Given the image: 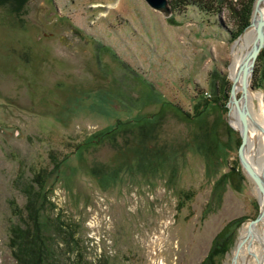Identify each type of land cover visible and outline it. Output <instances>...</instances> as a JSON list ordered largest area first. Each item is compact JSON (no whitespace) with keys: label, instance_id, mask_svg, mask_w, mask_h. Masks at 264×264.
I'll return each instance as SVG.
<instances>
[{"label":"rangeland","instance_id":"obj_1","mask_svg":"<svg viewBox=\"0 0 264 264\" xmlns=\"http://www.w3.org/2000/svg\"><path fill=\"white\" fill-rule=\"evenodd\" d=\"M248 2L0 0V264L39 173L57 264H233L262 207L229 109Z\"/></svg>","mask_w":264,"mask_h":264},{"label":"trees","instance_id":"obj_2","mask_svg":"<svg viewBox=\"0 0 264 264\" xmlns=\"http://www.w3.org/2000/svg\"><path fill=\"white\" fill-rule=\"evenodd\" d=\"M16 1V0H14ZM174 6L177 5L176 2L178 0H171ZM170 1V2H171ZM215 3H218L220 0H212ZM254 0H249L248 3L242 4L243 6V16L244 19L242 25L239 26L238 33L235 35L236 37L242 32V30L248 26L250 22V17L252 13V3ZM198 4L203 6L204 3L208 2V0H200ZM211 2V0H209ZM26 3V0H20V6H23ZM208 4V3H206ZM175 7V6H174ZM219 7V6H217ZM239 15H241L239 13ZM264 54V53H263ZM264 59V55H262ZM202 112H199L201 114ZM195 119V116L193 117ZM157 121H152L149 124V120H146L143 124L138 125V134H134L133 129L127 128L126 130L132 131L133 136L142 135L145 132H149L148 135L155 129ZM159 125V124H158ZM121 128V125H120ZM140 144V141L138 142ZM202 147V145L200 146ZM220 160V158H219ZM221 161V160H220ZM148 162V163H147ZM147 164L150 165V159H147ZM164 162L162 161L160 164L164 166ZM61 166L57 165L55 171H59ZM164 168V167H163ZM234 170L236 168L233 167ZM232 171L230 173H225L215 184V192L221 190L219 195L223 192L225 183L229 180L234 182V178L232 177ZM231 177V178H230ZM35 184L38 187L37 192H32V196H30L26 206L24 209H14V214L17 215L19 221L14 223L11 226V234H10V246L13 249V255L16 260L20 264H57L58 257L56 252L54 251V246L51 241L54 240V237L50 234H46L49 225L50 218L48 222L45 218V213L48 210L49 201L47 191V181L46 177L42 174H38L34 176ZM28 192V191H27ZM217 194V193H216ZM221 197V196H219ZM26 212V215H24ZM26 216V217H24ZM228 230V229H226ZM227 248H219L216 250H212L213 252L208 256V259L203 264H216L215 258L218 255H222ZM80 264H87L86 262Z\"/></svg>","mask_w":264,"mask_h":264},{"label":"bare ground","instance_id":"obj_3","mask_svg":"<svg viewBox=\"0 0 264 264\" xmlns=\"http://www.w3.org/2000/svg\"><path fill=\"white\" fill-rule=\"evenodd\" d=\"M258 18L264 19V0L260 3ZM244 34L245 35L236 43V48L234 49L237 56L239 52L240 54L242 53L238 58L240 61H238V67L245 58V53H243L244 48H248L255 38V31L253 28H249ZM238 67L233 78L237 75ZM242 83L241 77L237 79L235 83V94L238 100H240V107L244 109L247 105L250 111V116L248 118V143L246 144L245 153L248 161L254 166L256 171L264 175V110L262 105V94L249 89L248 100L247 103H245L243 96H240L243 90ZM255 99H257L258 102H256ZM232 110L234 117L237 118L238 112L236 111L235 105H231V111ZM237 123V128L241 130L242 123L240 118ZM234 124L236 125V123ZM239 243L240 248L238 247L236 264H264V215L257 223L252 225L251 228H249L248 224L244 225L241 230Z\"/></svg>","mask_w":264,"mask_h":264},{"label":"water","instance_id":"obj_4","mask_svg":"<svg viewBox=\"0 0 264 264\" xmlns=\"http://www.w3.org/2000/svg\"><path fill=\"white\" fill-rule=\"evenodd\" d=\"M152 8L162 12L165 16H170L173 13V8L170 0H145ZM262 0H255L253 12L251 16L250 24L242 31L238 36L236 42H238L248 28H253L255 31V38L253 43L248 46L247 51L245 52L244 60L240 63L237 71V75L233 78V86L231 89V98L229 102V109L231 111V105H235L236 111L242 123V129L240 130L241 134V143L238 148V155L240 162L242 164L245 173L253 180L257 187L258 195L260 197V203L262 204L261 211L256 218H253L249 223V228L252 225L257 223L264 215V175L258 173L254 166L248 161L245 153L246 144L248 143V127H249V116L250 111L246 105L244 109L240 107L238 98L235 94V83L237 79L241 77L243 90L240 96H243L244 102L247 103L248 100V91L252 89V78L254 75V70L256 66L257 58L264 48V19L258 18V13L260 12V3ZM249 83V85H248ZM239 244L237 245V248ZM237 253L234 257L233 264H236Z\"/></svg>","mask_w":264,"mask_h":264},{"label":"flooded vegetation","instance_id":"obj_5","mask_svg":"<svg viewBox=\"0 0 264 264\" xmlns=\"http://www.w3.org/2000/svg\"><path fill=\"white\" fill-rule=\"evenodd\" d=\"M80 33V32H79ZM81 34V33H80Z\"/></svg>","mask_w":264,"mask_h":264}]
</instances>
